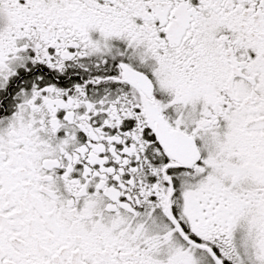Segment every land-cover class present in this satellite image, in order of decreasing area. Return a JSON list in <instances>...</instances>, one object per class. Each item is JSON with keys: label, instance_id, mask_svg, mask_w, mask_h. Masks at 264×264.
Returning a JSON list of instances; mask_svg holds the SVG:
<instances>
[{"label": "snow or ice", "instance_id": "snow-or-ice-1", "mask_svg": "<svg viewBox=\"0 0 264 264\" xmlns=\"http://www.w3.org/2000/svg\"><path fill=\"white\" fill-rule=\"evenodd\" d=\"M0 264H264V0H0Z\"/></svg>", "mask_w": 264, "mask_h": 264}]
</instances>
